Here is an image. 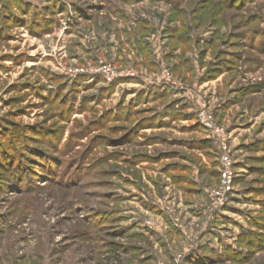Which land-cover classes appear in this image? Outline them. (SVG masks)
I'll return each instance as SVG.
<instances>
[{"label":"rangeland","instance_id":"rangeland-1","mask_svg":"<svg viewBox=\"0 0 264 264\" xmlns=\"http://www.w3.org/2000/svg\"><path fill=\"white\" fill-rule=\"evenodd\" d=\"M0 264H264V0H0Z\"/></svg>","mask_w":264,"mask_h":264},{"label":"built area","instance_id":"built-area-1","mask_svg":"<svg viewBox=\"0 0 264 264\" xmlns=\"http://www.w3.org/2000/svg\"><path fill=\"white\" fill-rule=\"evenodd\" d=\"M199 118L220 152L221 181L218 186L210 190V197L215 204L221 205L233 188L236 178L235 162L229 144L225 140L224 129L216 124L213 117L206 112L199 113Z\"/></svg>","mask_w":264,"mask_h":264},{"label":"crops","instance_id":"crops-1","mask_svg":"<svg viewBox=\"0 0 264 264\" xmlns=\"http://www.w3.org/2000/svg\"><path fill=\"white\" fill-rule=\"evenodd\" d=\"M164 92V90H161L159 93H163ZM184 98V97H183ZM187 97H185L184 99H186Z\"/></svg>","mask_w":264,"mask_h":264},{"label":"trees","instance_id":"trees-1","mask_svg":"<svg viewBox=\"0 0 264 264\" xmlns=\"http://www.w3.org/2000/svg\"><path fill=\"white\" fill-rule=\"evenodd\" d=\"M206 143H209V142H206Z\"/></svg>","mask_w":264,"mask_h":264}]
</instances>
